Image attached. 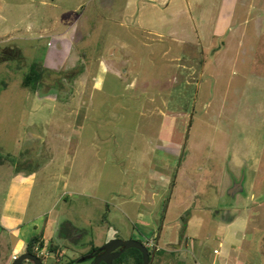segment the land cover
I'll return each instance as SVG.
<instances>
[{"label": "rangeland", "instance_id": "374dc122", "mask_svg": "<svg viewBox=\"0 0 264 264\" xmlns=\"http://www.w3.org/2000/svg\"><path fill=\"white\" fill-rule=\"evenodd\" d=\"M18 173L41 215L21 238L45 224L65 257L116 235L264 264V0H0V212ZM0 238V264L25 252Z\"/></svg>", "mask_w": 264, "mask_h": 264}, {"label": "crops", "instance_id": "0c3cea01", "mask_svg": "<svg viewBox=\"0 0 264 264\" xmlns=\"http://www.w3.org/2000/svg\"><path fill=\"white\" fill-rule=\"evenodd\" d=\"M35 174H13L8 187V195L4 202L3 208L0 212V232L7 231L9 234H15L18 237L16 246H22L27 239H22L23 233H27L28 227H33L34 230H38L36 220L41 215L27 218V209L31 190L34 184ZM235 219H230L228 222H234ZM45 224L43 225L44 232ZM57 230V228H56ZM43 234V240L45 236ZM109 236V238H111ZM1 240V238H0ZM46 242V241H45ZM26 245V244H25ZM15 256L12 254V257ZM215 258L213 259V261ZM212 264V263H211Z\"/></svg>", "mask_w": 264, "mask_h": 264}, {"label": "trees", "instance_id": "16d2710c", "mask_svg": "<svg viewBox=\"0 0 264 264\" xmlns=\"http://www.w3.org/2000/svg\"><path fill=\"white\" fill-rule=\"evenodd\" d=\"M8 51H11L8 49ZM43 79V69L42 66H39L38 63H31L27 69V71L24 73L23 76V86L25 87H38L42 82ZM38 245L40 248L46 247L49 253H51L54 258L51 264H79L76 263V261L79 258H73V257H65V254L58 248L55 243H49V245H46L45 241L43 240V234L42 232L39 235L31 236L26 245H25V252L33 253L34 247ZM90 252H95L98 250V247L92 246L90 249ZM128 250H131L135 254V264H142L143 263V255L141 254L140 250L135 248H130ZM127 251V250H126ZM85 256V255H84ZM43 256H41V259ZM93 255L89 257V259H92ZM121 261V257L117 260H115L112 264H117ZM32 264H34L32 261H29ZM100 264H105L104 262H101Z\"/></svg>", "mask_w": 264, "mask_h": 264}, {"label": "water", "instance_id": "95a60500", "mask_svg": "<svg viewBox=\"0 0 264 264\" xmlns=\"http://www.w3.org/2000/svg\"><path fill=\"white\" fill-rule=\"evenodd\" d=\"M243 192L239 183H233L227 190L230 196H235L238 192ZM121 248L120 250H117ZM136 248L140 250L143 255V263L149 264V254L147 247L138 240L127 239L123 240L120 238H115L107 241L100 250H105L103 253L98 255L91 264H99L100 262H105L110 264L114 259L118 258L126 249ZM23 261H32L34 264H44V262L35 254L24 252L21 255L14 258L10 264H21Z\"/></svg>", "mask_w": 264, "mask_h": 264}, {"label": "flooded vegetation", "instance_id": "af4514ba", "mask_svg": "<svg viewBox=\"0 0 264 264\" xmlns=\"http://www.w3.org/2000/svg\"><path fill=\"white\" fill-rule=\"evenodd\" d=\"M234 182L235 183H239V185H240V187L242 188V184H241V182H240V180L238 179V180H234ZM160 231V230H159ZM160 234V233H159ZM159 234L157 235V239H158V237H159ZM115 238H119L118 236H116V235H113L111 238H109L108 240H106V242L107 241H109V240H111V239H115ZM121 239V238H120ZM139 241V240H138ZM105 242V243H106ZM141 243H143L146 247H147V249H148V254H149V264H153V263H155V264H164L163 263V261L161 260V252L163 251V247L162 246H159V244H158V241L157 240H155V237H153V239H146V241L145 242H142V241H140ZM104 243V244H105ZM103 244V245H104ZM102 245V246H103ZM95 247H98V246H95ZM92 248V247H91ZM91 248H89V249H87L86 251H85V253H83L82 254V257L81 258H79L77 261H76V263H79V264H91L93 261H94V259L98 256V255H100L101 253H103L105 250H100V248L98 247V250L97 251H95V252H90L91 250ZM121 248H118L117 250H120ZM136 249V248H135ZM126 250H128V249H126ZM125 250V251H126ZM124 251V252H125ZM123 252V253H124ZM122 253V254H123ZM122 254L118 257V258H116V259H114L110 264H112L115 260H117V259H119L121 256H122ZM142 254V253H141ZM85 255V256H84ZM93 255V258L92 259H89V257L90 256H92ZM52 256V254L50 253V256L49 257H51ZM40 258V257H39ZM46 258V257H45ZM41 259V258H40ZM42 260V259H41ZM43 261V260H42ZM101 263V262H100ZM99 263V264H100ZM105 263V262H104ZM214 263V261H212V264ZM106 264V263H105ZM117 264H123L121 261L120 262H118ZM133 264H135V258H134V263Z\"/></svg>", "mask_w": 264, "mask_h": 264}, {"label": "built area", "instance_id": "2783aa9c", "mask_svg": "<svg viewBox=\"0 0 264 264\" xmlns=\"http://www.w3.org/2000/svg\"><path fill=\"white\" fill-rule=\"evenodd\" d=\"M34 252H35V255L38 257L40 256L49 257L50 256V253L46 247L40 248L38 245H36L34 247ZM13 258H15V256H13Z\"/></svg>", "mask_w": 264, "mask_h": 264}]
</instances>
